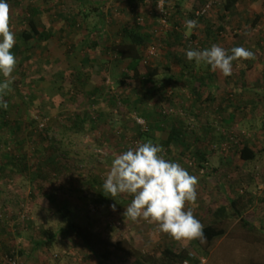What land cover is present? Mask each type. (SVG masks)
Masks as SVG:
<instances>
[{
	"label": "rangeland",
	"instance_id": "rangeland-1",
	"mask_svg": "<svg viewBox=\"0 0 264 264\" xmlns=\"http://www.w3.org/2000/svg\"><path fill=\"white\" fill-rule=\"evenodd\" d=\"M224 1L143 0L129 6L128 0H10L17 62L7 78L6 102L7 119L17 129L12 135L10 125L0 124V264H128L120 252L105 263L89 262L75 241L38 247L48 228L58 230L67 222L113 241L126 239L144 252L166 245L189 248L205 264H253L252 256L264 255V235L256 242L240 228L204 255L194 239L176 240L154 222L131 220L124 212L132 195L113 198L102 187L116 155L150 140L166 160L198 178L197 199L186 202L185 210L191 208L203 226L219 206L231 209L236 199L264 234V0H240L223 21ZM32 13L51 31L49 39H23ZM189 19L197 22L190 33ZM98 20L103 24L91 34L98 45L86 52L84 38ZM135 20L150 35L144 60L170 65V76L145 82L126 77L130 61L120 60L113 46ZM213 44L228 54L240 46L253 55L233 60L230 76L186 59V50ZM73 68L90 78L87 94L77 101L69 79ZM153 85L159 93L150 103L141 102V92ZM195 86L204 90L201 100L191 92ZM111 97L117 98L114 107ZM75 114L86 115L87 122L69 124ZM173 128L181 135L168 143ZM244 143L257 152L254 160L240 158ZM251 245L260 251L244 250Z\"/></svg>",
	"mask_w": 264,
	"mask_h": 264
},
{
	"label": "trees",
	"instance_id": "trees-1",
	"mask_svg": "<svg viewBox=\"0 0 264 264\" xmlns=\"http://www.w3.org/2000/svg\"><path fill=\"white\" fill-rule=\"evenodd\" d=\"M240 0H225L223 5L224 14L221 18L223 21L229 16V12L234 8ZM143 0H128L129 6L135 3L141 4ZM9 5L10 0H7ZM85 16H89L87 13ZM195 16V15H194ZM258 19V17H257ZM29 29L22 32V37L25 41H31L35 38L49 39L51 37V31L45 28H41L37 23L35 15L32 13L28 19ZM223 28V27H220ZM96 27L91 28L90 33L84 38L87 44L86 52L92 49L93 46L98 45V41H93L91 34ZM124 38L113 46V51L120 60H129L130 74H126V77H130L133 80L153 81L154 78L164 75L170 76L172 68L170 65L152 64L144 60V48L148 44L150 35L144 31V27L139 25L135 20L134 23H129L123 28ZM89 58H84L83 64L87 65ZM70 84L73 91V100L77 101L83 98L88 92L89 75L83 73L79 68H73L70 72ZM2 80V76H0ZM202 86V85H201ZM198 86L192 87L191 92L196 96L197 100H201L204 90ZM11 91V84L3 94V100L7 101L8 93ZM160 89L157 85H153L152 88L143 90L140 95V101L150 103ZM209 99V98H208ZM109 105L114 107L117 104V98L111 97L108 99ZM9 110L0 107V124L3 127L10 125L7 119ZM76 116L68 118V123L73 122L75 126L82 125L87 122L88 117L86 115L75 114ZM10 134L14 135L17 127L9 126ZM176 128H173L168 138L170 143L174 138L180 136ZM238 154L245 162L252 161L256 158L257 152L247 143H244L242 147L238 149ZM10 158V153L5 154ZM240 198V196H239ZM239 202V201H238ZM237 200H231L229 209L228 205L219 206L214 212L213 217L215 221H212L203 226V237L194 239V244L198 250L206 255L211 253L218 245L219 241L225 237H232V232L235 228L242 229V234H255L260 241L263 238L262 230L257 224L249 221L245 217L241 216V211L237 207ZM233 209V210H232ZM228 220L236 222L235 225L229 224ZM239 226V227H238ZM240 233V232H239ZM45 238L42 241L37 242L38 247H46L52 249L55 244L62 239L63 241H75L80 242L83 245L85 251V257L89 259V262L95 261L96 263L108 262L116 252L124 255L125 262L128 264H180L185 260L190 259L193 264H205L202 263L201 258L191 257L192 251L189 248L177 249L173 245L161 246L149 252H144L131 244L126 239H119L113 241L111 238L95 233L92 229L79 225L75 222H67L66 226H61L58 230L48 228L45 231ZM258 239V240H259ZM199 252V253H200ZM7 253L11 256L14 255L12 248H7ZM252 256V259L256 260L253 264H264V255ZM261 261V262H260Z\"/></svg>",
	"mask_w": 264,
	"mask_h": 264
},
{
	"label": "clouds",
	"instance_id": "clouds-1",
	"mask_svg": "<svg viewBox=\"0 0 264 264\" xmlns=\"http://www.w3.org/2000/svg\"><path fill=\"white\" fill-rule=\"evenodd\" d=\"M7 0H0V107L6 109L8 104L3 94L9 88L7 79L16 65V58L11 49L15 45V34L10 30ZM189 33L197 27L195 20H186ZM253 53L236 46L231 54L223 47L213 44L203 50L188 49L186 59L203 61L223 75L232 74V61L251 58ZM162 148L152 141L138 143L135 148L116 155L109 172L103 181V190L115 198L118 194L132 195L131 203L124 214L135 221L143 218L154 222L160 232L176 240L203 237V225L193 215V210H185V203H195L198 178L178 162L166 160L160 153Z\"/></svg>",
	"mask_w": 264,
	"mask_h": 264
},
{
	"label": "crops",
	"instance_id": "crops-1",
	"mask_svg": "<svg viewBox=\"0 0 264 264\" xmlns=\"http://www.w3.org/2000/svg\"><path fill=\"white\" fill-rule=\"evenodd\" d=\"M96 24H94L91 28H93V27H96V29H95V31L98 29V26L99 25H101V24H103V21L102 20H98V22H95ZM260 201H262V200H260ZM250 204V203H249ZM222 205H226V204H222ZM250 205H253V204H250ZM241 206H243V205H241ZM237 207L239 208V210H240V206L237 204ZM241 211V210H240ZM241 216H243V217H245V215H243V213L241 212ZM246 218V217H245ZM216 219H215V217H213L212 218V221H215ZM250 220V219H249ZM252 221V220H251ZM234 222V221H233ZM248 235H250V234H248ZM225 238H223L221 241H223ZM259 238H257L256 237V235L255 234H252L251 235V240H253V241H256V242H260V239L258 240ZM261 240H263V238L261 239ZM245 241V240H244ZM218 247V246H217ZM217 247H216V249H217ZM239 247V246H238ZM244 250H249V252L250 253H253V252H259L260 250H257V247L256 246H253V245H251V248H249L248 246L247 247H245L244 248ZM226 251V250H225ZM225 251H223L222 253H223V255L225 254V255H227L228 254V252H226L225 253ZM217 253V252H216ZM221 254V253H220ZM222 255V254H221ZM255 256V255H254Z\"/></svg>",
	"mask_w": 264,
	"mask_h": 264
},
{
	"label": "built area",
	"instance_id": "built-area-1",
	"mask_svg": "<svg viewBox=\"0 0 264 264\" xmlns=\"http://www.w3.org/2000/svg\"><path fill=\"white\" fill-rule=\"evenodd\" d=\"M208 8H209V5H207V6L203 7V8H201L200 10L196 11V15H197V16H202V15H204V13L207 11ZM191 257H193V254H191ZM13 264H17V263L14 261ZM180 264H193V263H192V261H191L190 259H188V260L183 261V262L180 263Z\"/></svg>",
	"mask_w": 264,
	"mask_h": 264
}]
</instances>
